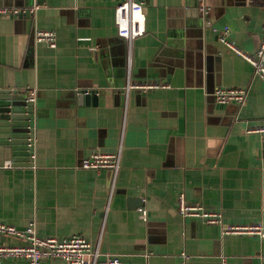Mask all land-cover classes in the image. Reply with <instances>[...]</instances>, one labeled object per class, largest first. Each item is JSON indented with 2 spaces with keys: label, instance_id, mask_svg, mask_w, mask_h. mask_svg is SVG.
I'll use <instances>...</instances> for the list:
<instances>
[{
  "label": "crops",
  "instance_id": "1",
  "mask_svg": "<svg viewBox=\"0 0 264 264\" xmlns=\"http://www.w3.org/2000/svg\"><path fill=\"white\" fill-rule=\"evenodd\" d=\"M118 1L0 0V7H37L0 16V223L83 236L98 244L101 261L117 256L120 264H264V238L225 235L219 224L177 211L182 193L224 224L264 229V134L245 133L264 122V81L219 41L227 26L234 44L254 54L264 0H207L209 26L195 0H139L145 32L130 46L116 32ZM36 29L54 31L56 46L36 42ZM128 75L168 87L126 92ZM221 87L243 88L245 103H216ZM27 126L35 128L34 162ZM118 150L109 199L111 173L81 161ZM25 243L0 234V246Z\"/></svg>",
  "mask_w": 264,
  "mask_h": 264
},
{
  "label": "built area",
  "instance_id": "2",
  "mask_svg": "<svg viewBox=\"0 0 264 264\" xmlns=\"http://www.w3.org/2000/svg\"><path fill=\"white\" fill-rule=\"evenodd\" d=\"M198 14L200 15L204 25H210L211 7L207 0H195ZM37 9L36 6L27 8H6L0 7V16H17L22 12L33 13ZM144 14L142 11V2L139 0H119L114 8V24L117 35L126 42L128 46L139 36L145 32ZM230 29L225 26L220 34L219 41L227 48L247 60L253 67L254 75L264 81V23L261 27V38L254 54L249 55L234 44L229 37ZM36 42L44 43L50 48L56 46V34L52 30L36 29L34 32ZM127 84L125 91L131 89L139 91H152L158 88L168 87L166 84L159 82H131L129 75L127 76ZM213 98L218 104L234 103L242 106L246 100V92L243 88L221 87L213 92ZM36 89L27 90L25 102L26 113L30 109V105L35 102ZM31 112V111H30ZM27 133L24 138V146L28 152V158L31 162L35 161V128L27 126ZM245 133L264 134V122L262 125L247 126ZM120 150L112 153H102L92 151L87 157L81 161V167L93 170H108L111 173V181L109 184L110 199L114 191L115 180L119 171ZM177 211L183 217H199L207 224H219L222 234H255L264 238V229L261 223L248 224H224L222 223L221 214L214 211L204 209L198 204H191L185 201L184 195L180 193L177 197ZM145 211L140 212V217L145 219ZM0 234L15 236L23 239L26 243L21 246H0V260L3 258H21L28 264H40L46 259H58L67 264H120L117 256L107 255L103 261L98 244L93 245L83 236L73 235L69 237L56 238L48 236H39L33 225L28 226L24 230H19L13 226L0 223Z\"/></svg>",
  "mask_w": 264,
  "mask_h": 264
},
{
  "label": "water",
  "instance_id": "3",
  "mask_svg": "<svg viewBox=\"0 0 264 264\" xmlns=\"http://www.w3.org/2000/svg\"><path fill=\"white\" fill-rule=\"evenodd\" d=\"M95 93L94 92H88L85 95L86 100H91L92 102H95Z\"/></svg>",
  "mask_w": 264,
  "mask_h": 264
}]
</instances>
